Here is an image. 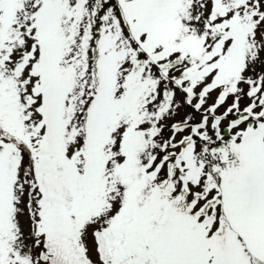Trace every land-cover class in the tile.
Segmentation results:
<instances>
[{
    "label": "snow or ice",
    "instance_id": "1",
    "mask_svg": "<svg viewBox=\"0 0 264 264\" xmlns=\"http://www.w3.org/2000/svg\"><path fill=\"white\" fill-rule=\"evenodd\" d=\"M0 264H264V0H0Z\"/></svg>",
    "mask_w": 264,
    "mask_h": 264
}]
</instances>
